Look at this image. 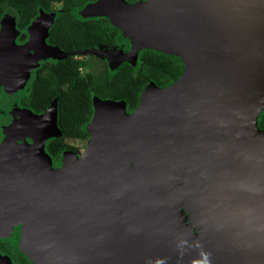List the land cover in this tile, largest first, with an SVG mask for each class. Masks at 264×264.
Wrapping results in <instances>:
<instances>
[{
  "label": "water",
  "instance_id": "water-1",
  "mask_svg": "<svg viewBox=\"0 0 264 264\" xmlns=\"http://www.w3.org/2000/svg\"><path fill=\"white\" fill-rule=\"evenodd\" d=\"M83 12L120 27L130 50L77 54L98 50L115 70L151 48L185 68L166 87L149 83L131 114L124 100L94 97L89 154H65L58 169L45 150L61 135L56 104L33 116L32 157L0 171V211L9 224L22 219L31 258L264 264V0H96ZM54 17L41 12L30 27L38 57L70 54L46 42ZM181 203L199 224L194 235L181 228Z\"/></svg>",
  "mask_w": 264,
  "mask_h": 264
},
{
  "label": "trees",
  "instance_id": "trees-1",
  "mask_svg": "<svg viewBox=\"0 0 264 264\" xmlns=\"http://www.w3.org/2000/svg\"><path fill=\"white\" fill-rule=\"evenodd\" d=\"M92 1L95 0H0V15L5 7L13 8L21 28L40 11L55 12L46 39L49 44L72 53L56 59L48 74L55 86L46 88V92L51 99L57 98V126L61 131L60 136L52 138L47 144L48 151L54 157H59L62 149L71 148L69 139H85L89 135L86 125L93 113L94 97L124 100L127 110H132L139 104L140 94L149 83L166 87L180 77L184 67L175 55L143 48L136 64L123 62L111 70L105 60L98 58L93 71L81 74L79 67L82 61L73 53L125 41L120 28L109 21L100 17L81 19L77 15V11ZM126 1L132 3L138 0ZM44 89L39 87L42 93ZM258 126L264 129V109L258 116Z\"/></svg>",
  "mask_w": 264,
  "mask_h": 264
},
{
  "label": "flooded vegetation",
  "instance_id": "flooded-vegetation-1",
  "mask_svg": "<svg viewBox=\"0 0 264 264\" xmlns=\"http://www.w3.org/2000/svg\"><path fill=\"white\" fill-rule=\"evenodd\" d=\"M40 15L41 11L36 17L32 18L29 24L22 28L19 26L18 15L13 8L5 7L0 15V133L2 134L4 129L8 128L14 121V118L18 117L20 114L27 117V121L30 122L33 116L48 112L54 103L56 104V113L58 114L57 98L51 99L46 92V88L55 86L48 74L56 58L46 55L38 57V52L43 50L37 51L33 45L29 44V42H33V38L36 36L34 32L30 31V27ZM98 18L99 17H93L91 19ZM12 22L14 23L13 30L10 28V26L13 25ZM9 30L10 32L5 33ZM126 39L128 38H125V41L117 45H105V47L119 48L127 52L130 50V42ZM46 42L49 44L47 39ZM69 55H72V53ZM75 55L74 57H76ZM103 60H105L109 66L107 58ZM81 71L83 72L82 69ZM39 87L45 88L43 90L44 93L39 90ZM41 93L43 96L40 95ZM37 96L38 98H36ZM136 107L135 109L127 110L126 105V110L131 114L136 110ZM90 136L89 133L87 137ZM55 137L58 136H52L45 142V150L52 157L54 167H58L61 164L59 160L63 158L65 154L70 153L78 157L77 153L79 148L72 143L70 149H62L60 151V156L54 157L48 151L47 144ZM70 140L78 139H69L68 142ZM28 141L33 142L34 140L32 138V140L28 139ZM20 170V168L17 169V171ZM24 171L26 174L29 172L27 168H25ZM8 234L7 237L0 236V252H2L4 256H9L12 264H37V258L30 259L31 256L24 250L25 248L21 244L23 237L22 224L18 223L14 225L13 229H11ZM14 241L19 243V247L11 248V244ZM0 264H7V261L3 257H0Z\"/></svg>",
  "mask_w": 264,
  "mask_h": 264
},
{
  "label": "rangeland",
  "instance_id": "rangeland-1",
  "mask_svg": "<svg viewBox=\"0 0 264 264\" xmlns=\"http://www.w3.org/2000/svg\"><path fill=\"white\" fill-rule=\"evenodd\" d=\"M142 1L148 2V0H142ZM58 7H59V5H57V8ZM77 15L81 19L93 18L91 16H85L83 9L77 11ZM94 17H100V18H103L106 21L110 22V20L107 17H101V16H94ZM114 26H116V25H114ZM116 27L118 28V26H116ZM120 31H122L121 28H120ZM122 37L127 38L123 35V33H122ZM126 40H128L130 42L129 39H126ZM175 56L179 57L178 55H175ZM77 58L80 59V61H82V65H81L82 69H83L82 73H86V71H93L94 68L97 67V65H95V61L98 58L105 59L104 56H102L98 53V50L97 51L93 50V51L86 53V54H80L77 56ZM180 60L183 62V60L181 58H180ZM183 64H184V62H183ZM184 68H185V65L183 67V70H184ZM93 114H94V109H93V113L90 117V120L93 117ZM27 120H28L27 117H24L20 114L18 117L14 118V121L11 123L10 126H8V128L4 129V131H3L4 136L2 133H0V137H1L0 138L1 139L0 140V171H2L3 167H6L8 165L9 166H11V165L12 166H18L17 158H19V157H32V153L30 151H27L26 149H30L31 151H34V149H35L33 142L28 141V139L32 140V131L34 128H33L32 124L30 122H28ZM90 140H91V136L87 137L85 139H78V140H70L69 141V143L75 144L79 148V151L77 153L78 157H76L78 162L83 161L85 159V157L89 154L88 152H89V148H90ZM23 149H25V150H23ZM63 160H64V156H63V158H61L59 160V162H61V164L58 167H54L53 166L54 161H52L53 168H55V169L61 168L63 166ZM19 163H23V162L19 161ZM31 165H32V163H31ZM180 209H181V213H182L183 219H184L180 224L181 228L189 229L193 235H194V233L195 234L198 233L199 224L197 223L196 220L194 221L192 211L182 203L180 204ZM0 213H1L0 214L1 223H7L6 228H2V226L0 225V233L3 234L0 236L7 237V235L10 234V233L8 234V232H10L11 229H13L14 225H16L18 223L9 224V223H11L10 215L8 213H5L2 210L0 211ZM19 223L23 224L22 219L20 220ZM10 225H11V227H10ZM29 238H27L26 240H24L22 238L21 244L24 246V248H25L24 250L27 251L28 254H31L30 253L31 252L30 247L35 249V244ZM16 247H19V243L17 241H14L11 244V248H16ZM0 257H3L7 261V264H12L11 258L9 256H4V254L2 252H0ZM30 259H32V258L30 257ZM49 264H58V262L53 257H49ZM200 264H203V263H200Z\"/></svg>",
  "mask_w": 264,
  "mask_h": 264
},
{
  "label": "clouds",
  "instance_id": "clouds-1",
  "mask_svg": "<svg viewBox=\"0 0 264 264\" xmlns=\"http://www.w3.org/2000/svg\"><path fill=\"white\" fill-rule=\"evenodd\" d=\"M42 12H43V11H42ZM44 13H46V12H44ZM51 13H55V12H51ZM47 14H49V13H47ZM55 14H56V13H55ZM38 17H39V16H38ZM98 47H99V46H98ZM101 47H102V46H101ZM75 54H77V52H76ZM75 54H74V55H75ZM77 55H79V54H77ZM77 55H75V56L77 57ZM81 69H82V66L79 67V71H80L81 74H84V73H82ZM82 70H83V69H82Z\"/></svg>",
  "mask_w": 264,
  "mask_h": 264
}]
</instances>
